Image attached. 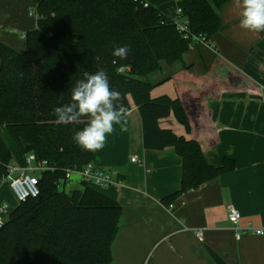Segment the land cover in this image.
I'll list each match as a JSON object with an SVG mask.
<instances>
[{
  "label": "trees",
  "instance_id": "1",
  "mask_svg": "<svg viewBox=\"0 0 264 264\" xmlns=\"http://www.w3.org/2000/svg\"><path fill=\"white\" fill-rule=\"evenodd\" d=\"M178 1L190 34L210 44L221 28L220 7L228 0ZM34 3L36 27L26 33L23 51L0 43V178L11 161L23 166L30 153L52 170L41 173L38 196L17 204L0 229V264H111V245L121 220L119 204L85 183L79 190L64 191V170H80L96 157L72 139L87 118L58 125L53 115L54 107L70 102L72 88L85 72L107 73L110 87L121 94L117 104L126 112L132 100L141 118L145 149L172 147L180 157V188L164 197L163 205L230 172L235 163L224 158L219 167L211 166L197 140L160 128L159 121L172 115L191 133L199 102L209 92L177 89L173 99L151 98L147 77L164 64L183 65L173 78L199 86L200 76L189 74L184 65L193 42L183 39L175 23L147 0ZM208 253L214 264H226Z\"/></svg>",
  "mask_w": 264,
  "mask_h": 264
},
{
  "label": "crops",
  "instance_id": "2",
  "mask_svg": "<svg viewBox=\"0 0 264 264\" xmlns=\"http://www.w3.org/2000/svg\"><path fill=\"white\" fill-rule=\"evenodd\" d=\"M147 2L174 23L185 20L178 0ZM34 12V0H0V43L23 51L21 35L35 29L36 18L30 22ZM219 16L221 28L210 44L194 42L184 55L188 73L200 76L199 86L173 78L182 64L172 65L168 75L160 69L147 79L153 76L154 84L171 79L173 91L166 96L172 99L178 90H207L191 133L172 115L160 120L159 126L186 140H197L209 165L219 167L224 158H230L235 166L182 193L170 208L163 205L161 200L180 188L181 159L172 147L144 148L141 118L129 99L130 109L121 125L115 126L91 163L100 170L118 171L121 181L98 189L121 208L111 264H214L208 250L226 264H264V236L241 234L247 224H264V32L239 26L235 0L222 5ZM19 17L23 24L17 22ZM76 183L73 190L80 185L79 180ZM4 203L11 210L17 205L1 177L0 205ZM229 206L240 215L237 229L228 222Z\"/></svg>",
  "mask_w": 264,
  "mask_h": 264
},
{
  "label": "clouds",
  "instance_id": "3",
  "mask_svg": "<svg viewBox=\"0 0 264 264\" xmlns=\"http://www.w3.org/2000/svg\"><path fill=\"white\" fill-rule=\"evenodd\" d=\"M240 9L239 26L250 32H264V0H235ZM118 90L112 89L107 73H84L72 88L69 103L53 108L55 123L68 125L86 119V126L74 133L73 142L88 152L104 148L107 137L121 125L126 112ZM121 130L124 131L123 127Z\"/></svg>",
  "mask_w": 264,
  "mask_h": 264
},
{
  "label": "built area",
  "instance_id": "4",
  "mask_svg": "<svg viewBox=\"0 0 264 264\" xmlns=\"http://www.w3.org/2000/svg\"><path fill=\"white\" fill-rule=\"evenodd\" d=\"M182 11L178 10L180 15ZM30 16L37 18L36 13H30ZM176 30L182 36L183 39H190L194 42H203L199 37L193 36L188 30V23L186 20L175 23ZM25 33L21 35V39L25 40ZM134 160V159H132ZM52 170V168L45 161H36L34 154L30 153L25 158V165L11 161L6 166V174L3 176L10 191L12 192L17 204L24 202L28 198H35L39 194V178L41 173ZM72 175H77L80 183H85L95 189H105L112 185L120 184L119 172L116 170H100L92 164H87L80 170L77 169H65L64 170V182H69ZM171 206L169 205L168 208ZM11 212L10 207L7 204L0 205V229L5 225L8 215ZM228 222L233 229H237L240 215L238 211L229 206L227 208ZM250 233L255 236H264V224L253 227L247 224L242 229L241 234ZM235 238L240 239V235L236 234Z\"/></svg>",
  "mask_w": 264,
  "mask_h": 264
},
{
  "label": "rangeland",
  "instance_id": "5",
  "mask_svg": "<svg viewBox=\"0 0 264 264\" xmlns=\"http://www.w3.org/2000/svg\"><path fill=\"white\" fill-rule=\"evenodd\" d=\"M3 6L5 7L4 9H6V7H7V3L4 4ZM17 22L23 24L22 17H19V18L17 19ZM30 22L35 23V17H33V18L30 20ZM22 27H23V26H22ZM19 32H20V31H16L17 34H19ZM20 43H22V45H23V44H24V40H21ZM22 48H23V47H22ZM171 67H172V65H164V66L161 68V72H164V75H165V74L168 75V73L172 71V70H171ZM152 77H153V76H151V77L148 78V81L150 82V84H151V86H152V88H151V90H150V96H151V97L157 96V95H159V94H165V95H166V94H171V93H172V91H173V90H172V86H171L172 84H171L170 81H168V80H171V79H167V80L164 81L163 83H157V84H154V83H153V82H154V79L152 80ZM76 180H78L77 175H72L70 181L65 183L64 191H65L66 193H69V192H71V191L74 189V187L72 188V185H73V183H74V184H77V183H76ZM59 188L61 189V185L59 186ZM77 188H78V190H79V189L81 188V186L79 185ZM77 188H76L75 190H77Z\"/></svg>",
  "mask_w": 264,
  "mask_h": 264
},
{
  "label": "water",
  "instance_id": "6",
  "mask_svg": "<svg viewBox=\"0 0 264 264\" xmlns=\"http://www.w3.org/2000/svg\"><path fill=\"white\" fill-rule=\"evenodd\" d=\"M121 53H122V56L123 57L126 56V52L124 50H121ZM126 59H127V61H129V58L128 57Z\"/></svg>",
  "mask_w": 264,
  "mask_h": 264
}]
</instances>
